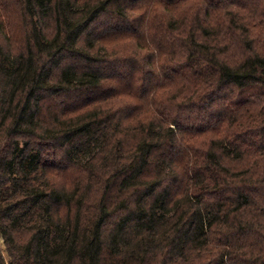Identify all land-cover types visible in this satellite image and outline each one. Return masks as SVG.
<instances>
[{
  "label": "trees",
  "instance_id": "16d2710c",
  "mask_svg": "<svg viewBox=\"0 0 264 264\" xmlns=\"http://www.w3.org/2000/svg\"><path fill=\"white\" fill-rule=\"evenodd\" d=\"M0 264H264V0H0Z\"/></svg>",
  "mask_w": 264,
  "mask_h": 264
}]
</instances>
